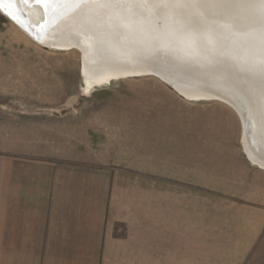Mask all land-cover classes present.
I'll return each mask as SVG.
<instances>
[{
    "label": "crops",
    "instance_id": "obj_1",
    "mask_svg": "<svg viewBox=\"0 0 264 264\" xmlns=\"http://www.w3.org/2000/svg\"><path fill=\"white\" fill-rule=\"evenodd\" d=\"M27 69L0 55V264H249L263 249L264 169L243 150L149 101L28 106L54 99Z\"/></svg>",
    "mask_w": 264,
    "mask_h": 264
},
{
    "label": "water",
    "instance_id": "obj_2",
    "mask_svg": "<svg viewBox=\"0 0 264 264\" xmlns=\"http://www.w3.org/2000/svg\"><path fill=\"white\" fill-rule=\"evenodd\" d=\"M78 3L76 0H64L60 3H50L45 8L35 0L28 3H25V0H0V11L24 35L39 43L38 45L41 47L53 50H78L81 54L82 65L83 55L87 50L79 42L76 11ZM179 11V8L175 9V13ZM197 22L203 26V31L196 36L198 42L190 41L189 36L191 35L185 33L186 31L183 30L185 27L176 23L168 30L161 31L149 25L150 23L142 25L141 33L149 34L143 41L147 43L144 45L145 47L134 49L135 47L129 45L128 48H124V45L122 47L125 50L118 52H122V56L129 62L138 63L136 65L140 72L137 73L136 70H133L134 72L128 73L123 69L118 71L116 78L152 76L160 79L163 84L182 98L194 101L195 98L189 99L185 95L189 91H194L190 94L203 95L197 100L210 98L213 101L224 103L238 116L242 134L246 132L249 138L258 141L259 136H264V92L262 91L261 95H255L252 91L245 92L244 90V93L234 83L237 80L234 77L243 80L244 76L245 81H254L255 83L259 81V85L261 82L263 83L264 49L259 47L253 49L254 55L250 54L253 50L242 52L240 60L233 56L229 57L231 59L224 62L223 72L219 73L220 68L216 67L215 59L210 58L211 48L208 39L213 35L212 30L205 29L206 21L199 20ZM227 24L237 31L243 32L241 26L248 23L244 20L242 12V15L235 14ZM205 43H208L207 48L202 45ZM221 44L231 50L237 48L235 41ZM250 60L253 61V66L246 67L248 66L246 62ZM112 79L115 77L113 76L110 81ZM94 87H98V85ZM249 130H251L252 136ZM257 143L259 144V141ZM244 154L251 162L246 153Z\"/></svg>",
    "mask_w": 264,
    "mask_h": 264
},
{
    "label": "bare ground",
    "instance_id": "obj_3",
    "mask_svg": "<svg viewBox=\"0 0 264 264\" xmlns=\"http://www.w3.org/2000/svg\"><path fill=\"white\" fill-rule=\"evenodd\" d=\"M178 8L180 11L175 13V9ZM76 11L79 42L87 50L83 55L81 65L84 92H89L96 85L101 86L112 80L120 79L116 78L120 70L124 69L128 73L134 72L133 70H136L137 73L140 72L136 65L138 63L129 62L122 56V52H118L124 51L128 45L135 47L134 49H143L147 44L143 41L149 34L141 33L140 29H142V25L145 26L148 23L160 31L168 30L176 23L185 27L183 29L186 31L185 33L197 36L196 33L187 31L188 25L199 20L206 21L205 29L209 28L213 33L208 39L211 48L210 58L215 59L216 67L220 68L219 73L223 72L224 62L229 61L231 59L229 57L233 56L240 60L242 52H248L258 47L264 49V0H119V2L97 0V2L76 4ZM242 12L244 20L248 23L241 26L244 33L227 24L230 18H233L235 14L242 15ZM29 39L33 41L31 38ZM232 41L236 42V50H231L221 44ZM207 44L202 45L207 48ZM252 52L250 54L254 55L255 51ZM252 62L251 60L247 61L248 66H245L252 67ZM113 76L115 79L110 81ZM234 78L237 79L233 80L234 83L243 92L245 90V92L252 91L255 95L263 94L264 82L259 85V81L257 83L245 81L244 76L243 80ZM191 92L194 91L185 94L186 98H195L194 101H199L197 99L203 96L195 93L190 94ZM249 132L252 133L251 130ZM259 137L258 144V141H253L246 132H243L241 144L243 152L251 162L264 169V136Z\"/></svg>",
    "mask_w": 264,
    "mask_h": 264
},
{
    "label": "rangeland",
    "instance_id": "obj_4",
    "mask_svg": "<svg viewBox=\"0 0 264 264\" xmlns=\"http://www.w3.org/2000/svg\"><path fill=\"white\" fill-rule=\"evenodd\" d=\"M0 31L7 35L4 40L5 47L0 50L3 59L27 61L29 86L31 84L33 87L37 86L35 90L28 89V91L54 99V102L49 104L28 102V106L53 107L61 109L62 113L65 111L73 113L72 109H76L77 114H83L103 104L132 108L147 106L141 103L149 101L152 107H170L172 113L181 109L182 113H186L189 129L195 124H202L205 140L211 138L219 140L222 144L220 148L226 155H240L244 158L240 121L236 113L226 104L213 100L184 99L152 76L120 78L84 92L81 54L78 50L43 48L21 33L1 12ZM140 98L146 99L140 100ZM3 102L16 101L3 100ZM138 103L140 106L137 105ZM262 248L259 253L253 254L252 263L250 261L249 264H264V246Z\"/></svg>",
    "mask_w": 264,
    "mask_h": 264
},
{
    "label": "snow or ice",
    "instance_id": "obj_5",
    "mask_svg": "<svg viewBox=\"0 0 264 264\" xmlns=\"http://www.w3.org/2000/svg\"><path fill=\"white\" fill-rule=\"evenodd\" d=\"M31 2V0H25V3ZM36 3L41 4L45 8L50 3H60L64 2V0H35ZM79 3H87V2H97V0H76ZM102 2H113V0H102ZM115 2H119V0H115ZM188 32L199 34L203 31V26L199 22H193L188 25ZM189 40L192 42H198L196 36H189Z\"/></svg>",
    "mask_w": 264,
    "mask_h": 264
}]
</instances>
